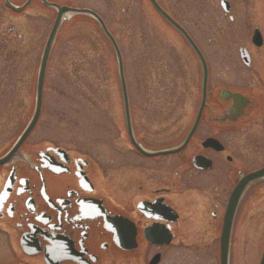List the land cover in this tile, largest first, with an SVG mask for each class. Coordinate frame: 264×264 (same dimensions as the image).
<instances>
[{
	"label": "flooded vegetation",
	"instance_id": "1",
	"mask_svg": "<svg viewBox=\"0 0 264 264\" xmlns=\"http://www.w3.org/2000/svg\"><path fill=\"white\" fill-rule=\"evenodd\" d=\"M154 1L168 22L149 0H0V103L18 92L15 61L22 59L24 67L38 61V71L58 16L52 48L65 26L84 22L99 29L87 13L92 12L123 49L127 46L104 18L124 22L131 10L140 18L142 2L170 34L168 94L174 93L176 75L194 94L193 103L183 107V121H174L171 105L132 106L127 90L130 132L121 105L122 136L117 142L103 141L100 161L92 140L49 143L45 79L37 121L7 158L35 109L37 73L33 88L27 81L25 90L34 98L32 106L0 104V264H222L228 202L242 180L264 170V0ZM129 24L124 22L122 34ZM179 30L207 68L197 122L203 71ZM244 33L253 51L240 45L238 61H227L221 36ZM207 34H214L211 47L217 50L213 73L202 52ZM175 39L195 61H175ZM91 48L112 46L104 40ZM241 50L247 53L245 61ZM254 200L264 205V176L241 190L229 229L227 264H252L248 258L255 248L260 264L264 217L238 218L243 203Z\"/></svg>",
	"mask_w": 264,
	"mask_h": 264
},
{
	"label": "rangeland",
	"instance_id": "2",
	"mask_svg": "<svg viewBox=\"0 0 264 264\" xmlns=\"http://www.w3.org/2000/svg\"><path fill=\"white\" fill-rule=\"evenodd\" d=\"M104 19L119 38L120 44L127 46L120 51L130 105H171L174 107V121H183L186 115L183 107L193 103L194 94L185 91L183 79L179 75L174 77V93L168 94L167 61H172V52L166 25L152 14L146 2L141 3L140 18L133 10L126 14L124 22L130 21L125 28L126 34L121 33L123 18ZM248 36V33L223 34L221 37L226 44L222 48V57L227 61H238L240 45L252 52L247 43ZM103 42L94 24L83 22L65 26L51 50L45 74L43 103L45 136L49 143L86 144L92 140L94 156L99 161L102 158L103 141L110 138L117 142L123 130L122 103L113 50L91 48L102 46ZM213 43L214 34H207L202 52L212 73L217 58ZM174 46L175 61H195L177 39ZM25 64L22 59L14 62L13 84L14 90L18 92L15 91L13 96L6 98L7 102L0 104L32 106L34 98L32 95L27 96L25 90L28 83L33 88L38 61H29L27 67H24ZM246 217H264L262 200L243 203L238 218ZM259 257L260 253L255 248L248 260L256 264Z\"/></svg>",
	"mask_w": 264,
	"mask_h": 264
},
{
	"label": "water",
	"instance_id": "3",
	"mask_svg": "<svg viewBox=\"0 0 264 264\" xmlns=\"http://www.w3.org/2000/svg\"><path fill=\"white\" fill-rule=\"evenodd\" d=\"M150 3L154 6V8L158 11L159 15L166 21L168 22L170 19L168 18V16L160 10V8L157 6V4L155 3L154 0H149ZM223 5V9L225 11H228L227 8ZM94 20L97 21V23L99 24L102 32L104 33V35L107 37V39L111 42L112 47H113V51L115 53L116 56V63H117V71H118V76H119V82H120V89H121V95H122V101H123V106L125 107V116H126V125H127V129L128 132H130V125H129V119H128V99H127V91H126V85H125V80H124V75H123V65H122V59H121V54L119 49L117 48V45L113 39V37L109 34V32L107 31V29L105 28V25L103 23V21L97 17L94 13L92 12H87ZM59 20H60V16H58L56 18L55 24L53 29L51 30V33L47 39L45 48L43 50L42 53V57H41V61H40V65H39V69H38V75H37V86H36V99H35V110L33 112L32 118L29 122V125L27 126L26 130L23 132V134L21 135L20 139L18 140V142L15 144V146L13 147V149L10 151V153L8 154L7 158L13 154L16 149L19 147V145L22 143V141L26 138V136L31 132V130L33 129L38 115H39V111H40V106H41V92H42V86H43V80H44V76H45V72H46V68H47V63H48V57L50 54V50H51V46H52V42L55 36V32L57 29V26L59 24ZM180 34L188 41V43L190 44L193 52L195 53L198 61L200 62L201 66H202V71H203V94H202V101H201V106L197 115V120L199 119L200 116V112L204 106V102H205V86H206V80H207V68H206V64H205V60L203 58V56L201 55V53L197 50V48L195 47V45L191 42V40L187 37V35L185 33H183L181 30H179ZM254 39H257V34H255ZM240 56L241 59L243 61L246 60L247 57V53L245 50H241L240 51ZM4 160H1L0 163H2ZM264 176V170H261L260 172L249 176L247 178H245L244 180L241 181V183L238 185V187L236 188V190L233 192L226 212H225V225H224V230H223V234H222V242H223V252H222V264H227V243H228V236H229V228H230V224H231V220L233 218L234 212H235V208L237 206V202L239 199V196L241 194V190L243 189V187L252 180H256L259 179L261 177ZM260 264H264V253L261 259Z\"/></svg>",
	"mask_w": 264,
	"mask_h": 264
},
{
	"label": "trees",
	"instance_id": "4",
	"mask_svg": "<svg viewBox=\"0 0 264 264\" xmlns=\"http://www.w3.org/2000/svg\"><path fill=\"white\" fill-rule=\"evenodd\" d=\"M100 38L104 39V37H103V36H100Z\"/></svg>",
	"mask_w": 264,
	"mask_h": 264
}]
</instances>
